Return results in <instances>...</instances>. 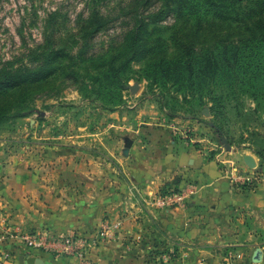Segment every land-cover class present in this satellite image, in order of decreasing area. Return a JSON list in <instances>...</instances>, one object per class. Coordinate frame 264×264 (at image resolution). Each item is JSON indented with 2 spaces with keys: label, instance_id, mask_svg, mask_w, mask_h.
<instances>
[{
  "label": "rangeland",
  "instance_id": "374dc122",
  "mask_svg": "<svg viewBox=\"0 0 264 264\" xmlns=\"http://www.w3.org/2000/svg\"><path fill=\"white\" fill-rule=\"evenodd\" d=\"M227 1L243 9L257 0ZM179 27L167 0H0V74L61 68L27 92L13 97L0 92V248L14 252L6 264H26L28 257L45 264H81L76 258H56L30 249L24 238L41 232L27 222L34 213L30 207L44 209L47 193L54 190L63 198L77 197L84 186L80 176L93 171V160L107 174L132 181L127 170L141 169L146 157L154 155L163 142L165 132L171 134L169 142L184 136L196 140L197 136L194 146L212 158L226 152L210 131L219 129L223 145L240 151L249 148L264 161V76L251 93L234 94L222 88L205 99L200 93L184 94L172 84L162 88L148 80L143 63H134L122 75V88L111 89L114 96L89 80L87 74L93 69L89 63L114 54L130 36L168 40ZM203 41L200 36L198 42ZM68 71L80 72L83 79H73ZM215 109L220 111L215 113ZM127 138L137 145L133 162V145L125 152ZM4 176L12 177V182L17 176L24 185L27 193L22 208H10L16 197L14 193L5 196ZM87 179L92 183V178ZM180 181L167 183L160 195L182 190L189 182L197 190L195 181ZM34 187L38 191L32 196ZM129 193L139 196L136 189ZM194 196L185 207L156 206L164 212L186 209ZM149 224V232H142L135 241L126 236L119 240L112 233L100 242L105 246L98 251L101 260L92 264H195L180 262L181 250L164 246L157 221ZM255 232L264 236V229L258 227ZM252 250L217 248L220 259L214 264H261L251 258Z\"/></svg>",
  "mask_w": 264,
  "mask_h": 264
},
{
  "label": "crops",
  "instance_id": "0c3cea01",
  "mask_svg": "<svg viewBox=\"0 0 264 264\" xmlns=\"http://www.w3.org/2000/svg\"><path fill=\"white\" fill-rule=\"evenodd\" d=\"M210 131L225 154L207 158L204 150L194 146L197 136L196 140L184 136V140L179 137L177 142H169L171 134L165 132L163 142L156 146L154 155L146 157L143 167L132 166L133 171L127 170L126 175L132 181L123 175L119 178L107 174L99 162L93 160V171H85L87 173L80 176L84 186L77 197L63 198L57 190L50 191L44 209L30 207L34 213L27 222L36 227L37 232L74 231L90 239L95 238L104 225L118 226L117 239L126 236L134 237L132 241H135L142 232H149V222L157 221L163 245L181 250L180 262L214 264L220 259L216 257V249L227 247L254 249L250 252L252 258L258 246L263 254L261 264H264V236L255 232L258 227L264 229V161L249 148L240 151L227 143L223 145L217 130ZM136 151L135 143L130 150L132 162ZM85 163L81 166L86 167ZM92 172L95 176L90 174ZM87 178H92V183ZM12 179L4 176L5 196L8 198V194L14 193L16 200L10 208H22L27 192L17 176L14 182ZM174 180H181L179 184H184V180L195 181L196 194L186 209L164 212L156 206V200L167 183H178ZM245 180L250 183H236ZM134 189L139 196L133 198L129 190ZM103 249L102 243L90 249L93 263L101 260Z\"/></svg>",
  "mask_w": 264,
  "mask_h": 264
},
{
  "label": "trees",
  "instance_id": "16d2710c",
  "mask_svg": "<svg viewBox=\"0 0 264 264\" xmlns=\"http://www.w3.org/2000/svg\"><path fill=\"white\" fill-rule=\"evenodd\" d=\"M167 2L177 14L178 30L168 40L130 36L114 54L89 63L93 66V72L87 74L89 80L100 91L114 96L111 89L122 88V75L134 63H143L145 77L162 88L172 84L179 92L193 96L200 93L203 99L222 88L234 94L251 93L264 76V0L243 9L227 0ZM200 36L203 42H198ZM60 70H5L0 74V92L12 97L27 92L35 83L48 79L52 73L57 75ZM68 73L75 80L83 79L80 72ZM217 132L221 135V130Z\"/></svg>",
  "mask_w": 264,
  "mask_h": 264
},
{
  "label": "built area",
  "instance_id": "2783aa9c",
  "mask_svg": "<svg viewBox=\"0 0 264 264\" xmlns=\"http://www.w3.org/2000/svg\"><path fill=\"white\" fill-rule=\"evenodd\" d=\"M196 192L195 184L189 182L179 191L169 192L157 198V206L162 209L185 207ZM1 215V213H0ZM115 226H102L95 238L82 237L77 232L53 233L39 232L38 235L24 238L25 245L38 252L53 255L55 257L76 258L81 264H92L90 260V249L103 242L107 237L115 232ZM13 251H2L0 248V264H6L12 257Z\"/></svg>",
  "mask_w": 264,
  "mask_h": 264
},
{
  "label": "water",
  "instance_id": "95a60500",
  "mask_svg": "<svg viewBox=\"0 0 264 264\" xmlns=\"http://www.w3.org/2000/svg\"><path fill=\"white\" fill-rule=\"evenodd\" d=\"M127 149L125 150L126 154L129 153V149L133 145V141L129 138L126 139ZM263 260V254L260 249H257L253 256V261L256 263H261ZM26 264H45L44 260L40 258L28 257V261Z\"/></svg>",
  "mask_w": 264,
  "mask_h": 264
}]
</instances>
